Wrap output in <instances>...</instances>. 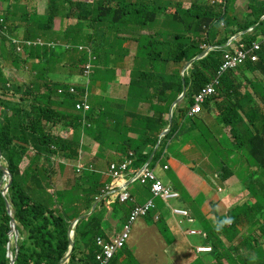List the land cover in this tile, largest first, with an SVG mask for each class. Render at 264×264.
Returning <instances> with one entry per match:
<instances>
[{"label":"trees","instance_id":"16d2710c","mask_svg":"<svg viewBox=\"0 0 264 264\" xmlns=\"http://www.w3.org/2000/svg\"><path fill=\"white\" fill-rule=\"evenodd\" d=\"M252 1V13L238 30L247 31L256 26L245 35L247 44H252L264 35V20L261 19L264 5L258 7L255 3L257 0H250V3ZM56 4L57 1L53 3ZM62 4L65 16L77 21L63 36L69 45L68 49L60 45L53 49L31 48L25 50L23 57L14 47H8V41L0 38V150L2 164L11 175L9 189L3 196L7 183L0 169V264H11L9 252L13 254L14 264H62L71 249L70 227L81 217L85 218L75 226V248L68 264H98L100 248L97 242L99 238H104L100 217L105 214L100 209L106 204V193L102 194L101 191L106 182L101 177L99 185L97 172L86 169L69 188H56L51 193L52 184H56L53 160L77 162L80 152L85 151L83 136L99 144L101 152L106 143L115 147L114 152L119 155L118 163L123 162L122 158L128 159L130 154L136 155L133 169L146 166L154 152L155 163L163 160L168 154L170 140L177 135L178 127L176 129L174 119L171 134L161 138L169 124L166 116L171 107H164L162 101L166 99L160 98V89L163 94L177 89L182 93L184 83L185 87L187 85L189 105L178 113L187 117L195 106L196 96L217 78L226 54L216 51L196 62L183 82L180 75L183 65L204 53L203 46L208 42L207 38L211 39L212 32L218 29L222 21L231 23L229 0H196L188 11H182L181 5L172 0H96L91 4L63 0ZM58 16L60 11L57 7L49 8L47 24L51 26ZM161 24L165 25V33L156 30ZM192 31L198 39L191 38ZM238 31H230L228 35ZM25 36L29 40L34 38L31 29H27ZM129 41L137 45L134 67L140 69L142 75L138 81H131L127 100L123 103L110 101L108 109L97 110L95 102L92 106L90 94L91 111L74 113L76 106L82 102L79 101L80 97L70 95L69 88L63 83H52L47 79V72L55 74L57 64L77 71L92 63L93 75L89 78L92 93V86L115 74L117 64L123 63L129 56V51L124 48ZM78 46L89 50L79 52ZM232 51L233 48L227 53ZM259 54L258 62H248L245 66L254 65V71L264 74V49ZM32 60H37L43 68L35 81L27 84L13 81L3 69L2 62L8 61L17 72H22ZM65 60H68L67 65ZM170 64L178 72V81L174 77L167 80L164 76ZM146 68L148 70H143ZM235 72L230 71L224 76L218 95H223L228 84H231L232 91L237 89V80L232 81L230 77ZM81 77L84 79V76ZM153 85H158L160 89L151 88ZM59 90L64 93L60 95ZM78 91L82 92L80 89ZM255 94L260 97L258 91ZM247 98L253 96L247 95ZM215 99L211 98L207 103ZM261 99L264 104V97ZM142 104L150 105L154 115L141 113ZM241 109L233 103L222 112L221 124L231 130L235 144L230 148L220 144V150L225 152L215 149L214 159L222 161L224 172L231 170L232 162L236 164L241 157L250 167L259 170L260 174L253 177L249 187L256 204L234 209L230 217L220 218L215 229L208 231L207 238L214 245L213 255L218 264H222L225 251V244L218 237L221 233L231 243L237 236L242 237L240 245L247 246L250 255L248 259L242 258L241 264H264V247L257 237V231L264 237V119L259 123H245L240 115ZM256 111L261 113L260 108ZM262 115L264 117V112ZM192 123L197 124V121ZM58 128L72 130L73 134L68 138L58 137L55 133ZM199 130L201 139L211 143L208 146L201 142V147L213 148L209 136L211 132L207 128L206 131L201 127ZM182 132H185L183 128L179 139L183 138ZM100 157L103 155L97 156ZM26 160L28 165L22 170L21 166ZM59 169L64 171L65 166H59ZM181 195L187 201V196ZM8 203L13 216L8 212ZM97 205L96 211L92 210ZM124 206L118 204L114 213L119 214ZM12 219L18 231V236L15 233L12 235L15 246L11 244L10 237ZM243 221L248 226L246 234L240 232ZM148 222L152 224L151 220ZM163 223L160 218L157 225L161 227ZM202 224L207 225V221L203 220ZM236 251L239 252V247ZM198 262L201 264L202 261L198 259Z\"/></svg>","mask_w":264,"mask_h":264},{"label":"crops","instance_id":"0c3cea01","mask_svg":"<svg viewBox=\"0 0 264 264\" xmlns=\"http://www.w3.org/2000/svg\"><path fill=\"white\" fill-rule=\"evenodd\" d=\"M50 1L5 0L2 3L4 11L11 10L14 2L17 6L14 17H11L9 13L1 11L7 17V26L10 32L12 30L14 36H24L26 34L25 29H31L34 37L39 36L40 40L46 42L62 41L66 30L75 26L77 21L65 16L64 5L62 4L63 0H55L58 2L60 16L55 19L53 25L49 26L46 20ZM73 1L91 4L96 0ZM172 1L175 4H180L182 11H188L196 0ZM215 2H221V0ZM252 3L253 1L250 3V0H229V21L231 23L227 24L226 21H222L218 29L212 32L211 39L207 38L208 42L203 46L204 52L210 51L209 55L216 51L227 53L234 46H237L240 40H244L246 34L256 28L254 26L247 31H238L246 21L247 16L252 13ZM255 3L258 7H261L264 5V0H257ZM23 11H28V16ZM230 31L238 32L228 35ZM191 38L198 39L199 37L192 31ZM226 38L228 40L225 43ZM124 48L129 51V56L123 63L117 64L116 73L97 82L92 88V106H94L95 102V109L97 110L108 109L110 101L125 102L128 98L131 78L137 74L142 75L140 69L134 67L137 45L133 41H129L125 43ZM33 63L35 65L39 64L37 60H34ZM187 65H183L180 73L183 82H185V77L190 75L193 67H190L185 72V66ZM62 67V65L57 64V71L59 70L65 75L67 69ZM72 73L70 77H72L73 82L79 85L86 82L80 75H76L74 71ZM177 73L174 66L172 68L167 67L164 76L174 77L178 81ZM19 75L21 76L20 82L24 84L33 82L36 79V74L30 73L29 70H23L19 72ZM230 77L232 81L237 80L236 85L238 87L235 91H232L231 84H228L223 95H218L211 103H206L203 106L202 114L192 115V108L191 113L187 117L178 115L183 108L189 105V101L187 100L189 89L187 85L185 87V83L182 93H179L177 89L175 92L167 91L166 94H163L159 87L154 85L151 87L159 88L160 98L166 99L162 101L164 107H171L170 113L166 116L169 124L165 131L170 128L172 113L173 129L174 119L179 129L177 135L170 140L168 154L163 160L155 163L154 157L156 154L155 152L152 153V169L168 187L187 196V201L182 197L181 202H171L182 203L187 207L195 218L196 223L194 225L188 223L180 225L181 219L174 216L171 211L173 205H169V203L159 199L156 201L157 209L148 216V219H141L134 224L130 242L126 249L119 253L114 264H199L198 259L202 261L201 264H218L216 256L213 253L198 254L196 249L199 247H214L212 241L206 235L210 229H215L220 218L230 217L236 208H242L247 204H256V200L251 197L249 187L253 177L260 174L259 170L255 167H250L246 163V160L241 157L236 164L232 162L231 170L224 172L222 171V161L214 159V151L217 149L219 152H225L223 149L220 150V144L227 148L233 147L235 144L231 130L226 129L221 124L222 112L226 111L229 105L234 103L239 108H242L240 115L245 123H251L252 121L259 123L264 119L262 115L264 104L261 99L264 97V74L254 71V65H247ZM256 91L259 92L260 97L255 94ZM247 95H252L253 98L249 99ZM150 107L148 104H142L141 113L153 116L154 113L150 111ZM257 108L261 109V113L256 111ZM199 119L203 121L202 125L198 121ZM193 121H198V123L193 124ZM200 127L207 128L211 132L209 136L212 140L213 148L201 147ZM182 128L185 132H182L183 138L179 139ZM55 133L56 135H66L68 132L58 128L55 130ZM130 137L134 136L130 135ZM86 144L88 146H85L86 150L81 154V162H84L88 167H92L97 172L99 185L101 177H103V180L107 184H110L109 167L111 164L119 162V155L114 152L115 147L111 149L104 148V159H98L97 154L100 146L90 140ZM58 166V164H55L56 169L59 170ZM142 167L132 169V174L127 177L130 193L135 202L122 207L118 214L114 213V208L119 204L115 198L109 196L104 198L106 204L100 210L105 214L101 215L100 220L102 222L103 239L106 242H112L122 234L124 227L131 219L134 211L133 208L144 207L153 199L151 185L144 186L139 183H132L134 174L141 170ZM166 168L168 169L166 170ZM65 170L64 172H59L56 178L57 185L59 179L68 181L66 179L68 168H65ZM229 174L231 176L228 178ZM97 207L98 205L92 210L96 211ZM159 218H162L163 224L168 226V237L164 235L161 227L157 225L156 221ZM149 220L152 221V224L148 222ZM203 220L207 221V225L202 224ZM190 230H197L204 234L202 236H190L188 233ZM240 232L241 234L248 232V226L244 221L242 222ZM257 233L260 244L264 247V237L259 231ZM74 236L75 233L73 234V241H75ZM218 237L225 244L222 264H233V262L241 264L242 258L248 259L250 255L249 248L240 245L242 241L241 236H237L232 243L223 236V233L219 234ZM168 240L176 243L174 251H171ZM238 247L239 252L236 251ZM134 257H136V260L133 261L132 258Z\"/></svg>","mask_w":264,"mask_h":264},{"label":"built area","instance_id":"2783aa9c","mask_svg":"<svg viewBox=\"0 0 264 264\" xmlns=\"http://www.w3.org/2000/svg\"><path fill=\"white\" fill-rule=\"evenodd\" d=\"M216 0H212L215 2ZM4 23V22H3ZM2 33V32H1ZM51 47V49L55 48ZM264 49V36L260 37L257 41L252 44H247L246 42H240L237 46L233 47V51L226 53L223 59V65L218 73L217 78L208 85L200 94L195 98V107L193 108L192 115H199L203 113V106L207 101L216 96L217 89L221 86L222 79L230 71H238L240 68L245 66L248 62H258L260 60L259 52ZM91 69V68H90ZM90 76H84V79L89 81ZM70 89H68V92ZM64 91L62 90L61 94ZM70 94V93H69ZM71 95V94H70ZM76 96V95H73ZM89 95L84 94L83 98L88 100ZM80 111H89V107L83 101L77 106ZM136 155L131 154L126 161L121 163H113L109 168V177L114 180V186L112 189L107 191V195L115 198L121 204H128L132 201V195L129 191V183L127 182V177L130 175V169L135 165ZM92 169V168H91ZM140 182L142 185L146 186L152 185V192L154 197L157 199H162L165 202H170L173 200H180V194L168 187L150 168V166H145L141 171L137 172L132 183ZM156 208L154 201H151L144 207H136L133 211L130 223L126 226L125 231L121 236H119L113 242H105L103 239L98 240V246L101 252L97 256V261L99 264H112V261L117 257L118 253L123 250L130 242L132 235V228L135 223L139 220L147 217L152 210ZM172 213L175 216L181 217L183 223L194 224L195 219L191 216L190 212L187 210H176L172 208ZM190 235H202L201 232L193 230ZM212 249L200 248V253L211 252Z\"/></svg>","mask_w":264,"mask_h":264},{"label":"rangeland","instance_id":"374dc122","mask_svg":"<svg viewBox=\"0 0 264 264\" xmlns=\"http://www.w3.org/2000/svg\"><path fill=\"white\" fill-rule=\"evenodd\" d=\"M4 1L5 0H1V6H0L1 10L0 11H2L3 13H9L11 17H14L15 12H16V9H17V6H16L15 2L13 3V6H12L11 10H5L4 11L3 8H2V3H4ZM53 3H55V0H51L50 1L49 8L57 7L58 10H59V6L57 4L56 5H53ZM24 13H25L26 16H28V14H29L28 11H25ZM2 15H3V17L0 18V38H2V39L4 38L6 41H8V47L9 46L14 47L15 48V51L18 54L22 55L23 57H25V50L31 49V48H43V47L51 48V47H53L55 45L65 46L66 49L69 48V45H67L65 43L64 39L62 41H59V42H57V41L46 42V41L40 40L39 39V36H35L33 39H30V40L28 38H26L25 35L24 36H14L12 30L10 32V30H9V28L7 26V17L4 14H2ZM47 16H48V14H47ZM58 18H59V16H58ZM261 19H264V15H262ZM166 20H164L163 22H165ZM158 29L160 31H162L163 33H165V31H166V28H165V25L164 24H161L159 27H156V30L157 31H158ZM26 32H27V30L25 29V33ZM77 50L79 52H81L82 50H87L88 51L89 49L87 47L78 46L77 47ZM33 61L34 60L30 61L28 63V65H27V67L24 70H29L30 73H35L36 74V78H37V76H38L39 72L41 71V69L43 68V66L40 65V64L35 65L33 63ZM2 64H3V69H4L5 73L6 74H9V76L11 78H13L12 79L13 81H17V82H20L21 81V76L16 71V69L13 68L9 64L8 61H3ZM67 64H68V60H65V65H67ZM168 67L169 68H172L173 65L170 64ZM66 69H67V72H66L65 75H63L61 73V71H59V70L55 74H53V75H50V73H47V75H48L47 76V79H49L52 83H60V84L63 83V85H65L66 87H68L70 89L69 93L71 95L79 96L80 97L79 98V101H83L90 108L89 111H80V110L77 109V106L79 105L78 104L76 106V108H75V111H73L74 113H76V114H78V113L85 114V113L90 112L93 107L91 106L90 102H88V100H86L84 98H81V95L82 94H86V95L91 94V80H89V81H87V82L79 85L78 83L73 82V79L70 76L73 74L72 71H74L76 75L92 76L93 75V71H92L93 65H92V63H89L86 66L82 67V69L77 70L78 72L75 71L74 69H71V67H69V69L68 68H66ZM146 70H148V69L146 68ZM76 75H74V76H76ZM140 77H141V74H137V75H135V76H133L131 78V81H138L140 79ZM165 77H166L167 80H171L172 79L168 75L165 76ZM154 86L159 87L158 85H154ZM92 87H94V85ZM78 89L82 90V92H79ZM61 92H62V90H59L58 91V93L60 95H61ZM0 112H1V108H0ZM198 121L200 122L201 125L203 124V121L201 119H199ZM198 121H197V123H198ZM176 129H177V123H176ZM202 129L206 131V128H202ZM65 132H68V133L66 135L58 134V137L68 138V137H71L72 134H73V131L72 130H68V131H65ZM177 133H178V129H177ZM89 139H90L89 137L83 136L82 137V144H84V146H88V144H86V143L88 142ZM201 142L204 143V144H206V145H208V146H211V143L208 142L207 140H202L201 139ZM97 145H99V144H97ZM104 148L111 149L112 146L109 143H106V145L104 146ZM202 148H204V147H202ZM85 150H86V148H85ZM82 152L83 151L80 152V159L77 162H71V161L67 162V161H63V160H59V159H54L53 160L55 164H58L59 166H65V168H68V172L66 173V179H68V181L67 180L62 181V179H59L58 180V185L55 184V186H54V184H52L53 187H52V190L50 191L51 193H53L54 192V189H56V188L58 190H63L65 188H67V187L69 188L72 185V183L74 182L75 178L76 177H79V175L84 170L88 169L90 172L95 171L94 169H91V168L87 167V164H85L84 162L83 163L81 162V154H82ZM99 155H103V152H101L100 149L98 151L97 156H99ZM100 159H104V155H103L102 158L100 157ZM121 161H126V160L124 158H122ZM55 164H54V167H55ZM27 165H28V161L26 160L23 163V165L21 166V169L24 170ZM59 166H58V168H59ZM55 171H56V178H57V176L59 175V172L62 171V170H60V169L58 170L55 167ZM54 180H55V178H54ZM110 181H111L110 184H107L106 183V185H105L104 189L101 191V193L107 192V191H109L110 189L113 188V186H114V180H112V178H110ZM220 191L222 192V190H220ZM177 202H181V201H177ZM169 205H173L174 209H176V210H189L182 203H174V202H171V203H169ZM9 208L11 209V211H13L10 204H9ZM161 230H162V232L164 233V235L166 237L169 236L168 235L169 229H168V226L166 224H163L161 226ZM81 231H82V229L79 228V232H81ZM78 238L81 239V236H78ZM194 239H201V238H194ZM11 244H13L15 246V240L13 239V236L12 235H11ZM168 244L171 247V251H174L175 250L176 243H173L172 241L168 240ZM132 260L133 261L136 260V257L132 258Z\"/></svg>","mask_w":264,"mask_h":264},{"label":"water","instance_id":"95a60500","mask_svg":"<svg viewBox=\"0 0 264 264\" xmlns=\"http://www.w3.org/2000/svg\"><path fill=\"white\" fill-rule=\"evenodd\" d=\"M209 53H210V51H206L202 55H200L199 57H197L196 59H194L193 61H191L187 66H185L186 67L185 72H187V70L190 67H192L196 62L205 59L209 55ZM172 130H173V113H172V115L170 117V128L163 133L162 137L168 136L172 132ZM158 149H159V147H158ZM158 149L156 151H158ZM155 154H156V152H155ZM151 164H152V159L150 160V162H149L148 165L150 166ZM0 169L4 173V181L7 182V185L3 189V196H5L6 193H7V191H8V189H9L10 183H11V175L8 172L7 168H5L4 165L2 164V154H1V150H0ZM1 186H2V184H1ZM7 208L9 210L8 212L12 215L13 214V211H11V209L9 208V203L7 204ZM91 212H94V211H91ZM84 218L85 217H81L80 219L76 220L75 222L72 223V225L70 227V246H71L70 254H68L67 258L63 261L62 264H68L70 262L71 255H72L73 250L75 248V241H73V234H74V231H75V226H76V224L79 221L83 220ZM13 233H15L16 236H18V231L16 229V222H15L14 219L11 220L10 237H11V235H13ZM8 249H9V247H8ZM17 252H18V249L16 251V255H17ZM8 257L11 259V264H14V261L12 260L13 254L11 252H9Z\"/></svg>","mask_w":264,"mask_h":264},{"label":"clouds","instance_id":"9594fccd","mask_svg":"<svg viewBox=\"0 0 264 264\" xmlns=\"http://www.w3.org/2000/svg\"><path fill=\"white\" fill-rule=\"evenodd\" d=\"M216 1H218V0H216ZM262 36H264V35H261L260 37H262ZM260 37H259V38H260ZM259 38H258V39H259ZM256 41H257V40H256ZM240 42H245V40H240L238 43H240ZM259 53H260V52H259ZM259 56H260V54H259ZM214 80H215V79H214ZM221 87H222V82H221V86L217 89V93H218V90H219ZM217 96H218V94H217L216 96H213L212 98L217 97ZM210 99H211V98H210ZM210 99H209V100H210ZM209 100H208V101H209ZM208 101H207V102H208ZM194 107H195V106H194ZM194 107H193V108H194ZM170 134H171V133H170ZM170 134H169V135H170ZM166 137H167V136H166ZM166 137H165V138H166ZM167 152H168V146H167ZM130 155H131V154H130ZM130 155H128V156H130ZM149 162H150V161H149ZM135 164H136V159H135ZM148 164H149V163H148ZM148 164H147L146 166H149ZM152 166H153V164L150 165V168H151V169H152ZM133 167H134V166H133ZM133 167H132V169H133ZM144 167H145V166H143V167L141 168V170H142ZM109 168H110V167H109ZM167 169H168V168H166V170H167ZM141 170H139V171H141ZM152 170H153V169H152ZM139 171H137V172H139ZM130 174H132V173H130ZM136 174H137V173L134 174V178H135V175H136ZM155 174H156V173H155ZM156 175H157V174H156ZM157 176H158V175H157ZM109 178H110V177H109ZM160 179H161V178H160ZM161 180H162V179H161ZM162 181H163V180H162ZM163 182H164V181H163ZM164 183H165V182H164ZM141 185H142V184H141ZM149 185H151V184H149ZM151 190H152V185H151ZM129 191H130V189H129ZM177 192H178V191H177ZM105 193H107V192H103V194H105ZM178 193H179V192H178ZM179 194H180V193H179ZM152 195H153V192H152ZM106 197H108L107 194H105V198H106ZM109 197H111V196L109 195ZM181 199H182V196H181V194H180V200H181ZM157 200H159V199H158V198L156 199V198L154 197V195H153V199H152L151 201H154L155 205H156V201H157ZM160 200H162V199H160ZM180 200H173V201H180ZM163 201H164V200H163ZM117 202L119 203L118 200H117ZM132 202H135L133 196H132V201H131L130 203H132ZM170 202H171V201H170ZM170 202H166V203H170ZM130 203H128V204H130ZM119 204H121V203H119ZM128 204H122V205H128ZM172 208H174V207H172ZM172 208H171V211H172ZM156 209H157V205H156V208L150 212V214H151L153 211H155ZM133 210H134V208H133ZM187 211H189V210H187ZM189 212H190V211H189ZM132 214H133V213H132ZM150 214H149V215H150ZM190 214H191V212H190ZM149 215H148V216H149ZM148 216L145 217V218H143V219L148 218ZM174 216H175V215H174ZM191 216H192V214H191ZM131 217H132V215H131ZM176 217H178V216H176ZM192 217H193V216H192ZM179 218L181 219V220H180V223H183L182 218H181V217H179ZM193 218H194V217H193ZM194 219H195V218H194ZM130 220H131V219H130ZM159 220H160V218L157 219L156 222H158ZM129 223H130V221H129ZM129 223H128V224H129ZM185 223H187V222H185ZM185 223H184V224H185ZM195 223H196V220H195ZM195 223H194V224H195ZM128 224H127V225H128ZM184 224H180V225H184ZM188 224H189V223H188ZM194 224H191V225H194ZM127 225H126V226H127ZM126 226L124 227L123 232L125 231ZM191 231H193V230L188 231V233L190 234ZM196 231H197V230H196ZM123 232H122V234H123ZM198 232H199V231H198ZM201 233H202V232H201ZM219 233H220V232H219ZM122 234H121V235H122ZM203 234H204V233H202V235H203ZM121 235H120V236H121ZM202 235H190V236H202ZM205 235H206V234H205ZM206 236H207V235H206ZM99 239H103V238H99ZM99 239H98V240H99ZM116 239H117V238H116ZM116 239H115V240H116ZM103 240H104V239H103ZM115 240H114V241H115ZM104 241H105V240H104ZM105 242H106V241H105ZM112 242H113V241H112ZM108 243H110V242H108ZM97 244H98V242H97ZM127 246H128V245H127ZM98 247H99V246H98ZM200 248H208V249H212V248H210V247H199V248L196 249V252H197L198 254L213 253V249H212L211 252L200 253V252H199V249H200ZM124 249H126V247H125ZM124 249H123V250H124ZM123 250H121V251H123ZM121 251H120V252H121ZM100 252H101V249H100ZM120 252H119V253H120ZM119 253H118V255H119ZM118 255H117V256H118ZM97 256H98V255H97ZM114 260H115V259H114ZM114 260H113V261H114ZM113 261H112V262H113ZM97 263H98V261H97ZM98 264H99V263H98Z\"/></svg>","mask_w":264,"mask_h":264}]
</instances>
